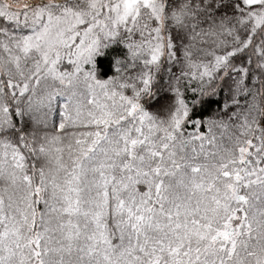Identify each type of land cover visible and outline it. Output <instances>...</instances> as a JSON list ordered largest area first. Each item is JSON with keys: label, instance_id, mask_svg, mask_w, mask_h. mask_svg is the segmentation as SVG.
<instances>
[{"label": "snow or ice", "instance_id": "obj_1", "mask_svg": "<svg viewBox=\"0 0 264 264\" xmlns=\"http://www.w3.org/2000/svg\"><path fill=\"white\" fill-rule=\"evenodd\" d=\"M0 264H264V0H0Z\"/></svg>", "mask_w": 264, "mask_h": 264}, {"label": "trees", "instance_id": "obj_2", "mask_svg": "<svg viewBox=\"0 0 264 264\" xmlns=\"http://www.w3.org/2000/svg\"><path fill=\"white\" fill-rule=\"evenodd\" d=\"M98 67H100L101 72L100 75L102 77H106L108 74H110V67H109V60L110 57H98Z\"/></svg>", "mask_w": 264, "mask_h": 264}]
</instances>
